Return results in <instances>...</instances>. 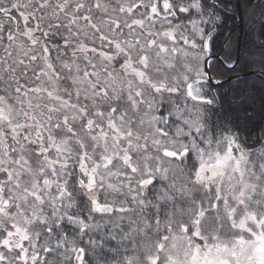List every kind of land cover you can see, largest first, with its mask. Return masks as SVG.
<instances>
[{
  "label": "snow or ice",
  "instance_id": "1",
  "mask_svg": "<svg viewBox=\"0 0 264 264\" xmlns=\"http://www.w3.org/2000/svg\"><path fill=\"white\" fill-rule=\"evenodd\" d=\"M250 69L264 0H0V264H264Z\"/></svg>",
  "mask_w": 264,
  "mask_h": 264
},
{
  "label": "trees",
  "instance_id": "2",
  "mask_svg": "<svg viewBox=\"0 0 264 264\" xmlns=\"http://www.w3.org/2000/svg\"><path fill=\"white\" fill-rule=\"evenodd\" d=\"M242 13H243V40H242L241 57L246 55L247 45L254 38L253 37V33L251 31L252 22L249 20L248 13H247L246 10H243ZM228 29H230L232 31V35H233L232 53H233V56L236 58L237 46H238V33H239V31H238V15L236 16L234 22L232 20L228 21ZM219 40H220V42H223V36H221L219 38ZM217 51H219V50L217 49ZM220 56H221L222 59H226V57L224 56L223 53H220ZM250 71H257L259 73H263L264 74V72L260 71L259 69H250V70H248L246 72L241 73V75L244 74V73L250 72ZM262 78H264V77L246 76V77L239 78V81H241V82L247 81V82L259 83ZM235 82L236 81H234V83ZM233 103H236V101H233ZM240 115H241V118L243 119L244 114L241 113ZM247 115L248 116L252 115L251 109H249Z\"/></svg>",
  "mask_w": 264,
  "mask_h": 264
},
{
  "label": "water",
  "instance_id": "3",
  "mask_svg": "<svg viewBox=\"0 0 264 264\" xmlns=\"http://www.w3.org/2000/svg\"><path fill=\"white\" fill-rule=\"evenodd\" d=\"M238 31H239V33H238V46H237L236 58L241 57L242 40H243V13L241 15H238ZM220 58H221V56H220ZM246 76L264 77V74L259 73L257 71H250V72H247V73L240 75L239 78L246 77Z\"/></svg>",
  "mask_w": 264,
  "mask_h": 264
}]
</instances>
